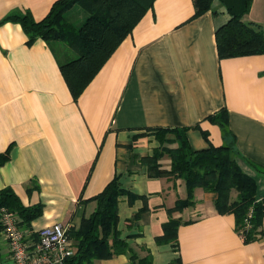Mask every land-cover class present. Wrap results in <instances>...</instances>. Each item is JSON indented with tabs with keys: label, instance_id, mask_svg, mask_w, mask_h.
Returning a JSON list of instances; mask_svg holds the SVG:
<instances>
[{
	"label": "crops",
	"instance_id": "crops-1",
	"mask_svg": "<svg viewBox=\"0 0 264 264\" xmlns=\"http://www.w3.org/2000/svg\"><path fill=\"white\" fill-rule=\"evenodd\" d=\"M54 1L0 0V152L9 147L0 190L10 188L23 206L38 208L23 224L17 214L25 239L33 243L40 228L55 222L66 233L77 229L95 209L89 198L117 176L131 193L118 200L120 238L139 256L149 252L151 264H264V217L257 238L246 241L234 215L218 212L215 193L200 187L192 205L171 215L181 220L175 245L158 243L167 209L186 197V186L182 178L148 176L143 162L160 146H177L162 144L159 129H184L194 150L234 139L236 162L262 198L264 52L219 58L215 29L229 16L218 0L199 15L193 0H154L74 97L59 67L69 57L65 48L58 52L63 40L28 41L19 21L6 20L24 13L39 20ZM256 2L243 19L264 31ZM86 16L78 2L64 13L76 28ZM220 110L230 131L225 139L208 120ZM161 161L169 164L166 155ZM0 264H12L1 229ZM94 264L132 263L117 253Z\"/></svg>",
	"mask_w": 264,
	"mask_h": 264
},
{
	"label": "trees",
	"instance_id": "trees-1",
	"mask_svg": "<svg viewBox=\"0 0 264 264\" xmlns=\"http://www.w3.org/2000/svg\"><path fill=\"white\" fill-rule=\"evenodd\" d=\"M214 0H193L194 15L211 8ZM253 0H218L229 18L215 29L216 46L219 58L250 55L264 52V31L260 24L246 22L243 17L249 12ZM75 2L87 13L79 27L66 22L64 13ZM154 0H55L47 14L35 20L29 13L10 14L6 20H16L22 25L28 41L41 37L45 40L61 39L73 50L74 55L60 62L62 76L74 97H77L90 82L100 67L112 54L121 41L132 31ZM225 110L209 115L208 120L217 123L223 138L230 135ZM160 142L177 143L176 147L160 146L143 162L150 177L182 178L186 186V197L176 200L168 208L169 217L162 224V234L156 237L158 243L177 241V228L180 219L173 218L174 211L194 203V190L200 187L214 192L213 200L220 213H232L235 229L244 240L251 241L260 233L264 217V196L257 199L255 180L247 175L236 162L234 139L218 145L210 144L203 149L191 148L185 137V130L164 128L156 130ZM233 138V136H232ZM167 156L165 166L161 159ZM9 159V147L0 152V165ZM131 195L114 176L95 196L96 202L89 216H83L77 229L67 231L74 239L73 254L62 264H94L95 260L110 258L113 254L127 253L132 264H151L150 253L139 256L125 239L120 238L118 225V200L121 195ZM0 206H6L18 214L20 224L37 215V207H25L10 189L0 190ZM143 207L141 210H143ZM251 209L246 227L245 219ZM140 210V212H141ZM139 213L136 214V216ZM171 264H181L176 260Z\"/></svg>",
	"mask_w": 264,
	"mask_h": 264
},
{
	"label": "built area",
	"instance_id": "built-area-1",
	"mask_svg": "<svg viewBox=\"0 0 264 264\" xmlns=\"http://www.w3.org/2000/svg\"><path fill=\"white\" fill-rule=\"evenodd\" d=\"M250 216L251 209L245 219L246 227L250 226ZM0 227L12 264H62L73 254V244L66 227L60 222L40 228L37 240L31 243L25 239L17 214L6 206H0Z\"/></svg>",
	"mask_w": 264,
	"mask_h": 264
},
{
	"label": "rangeland",
	"instance_id": "rangeland-1",
	"mask_svg": "<svg viewBox=\"0 0 264 264\" xmlns=\"http://www.w3.org/2000/svg\"><path fill=\"white\" fill-rule=\"evenodd\" d=\"M255 12L257 13V16L262 19V21H264V0H257L256 4H255ZM70 18V17H68ZM245 19L248 20V17L246 16ZM66 22H68L69 20L67 18H65ZM64 45V44H63ZM57 49L58 52L60 54H62V52L60 51V49L65 48L66 50V54L69 55L70 57H72L74 55L73 50L68 48L66 45H64L63 47L61 45H57ZM61 46V47H60ZM63 56V55H62Z\"/></svg>",
	"mask_w": 264,
	"mask_h": 264
}]
</instances>
